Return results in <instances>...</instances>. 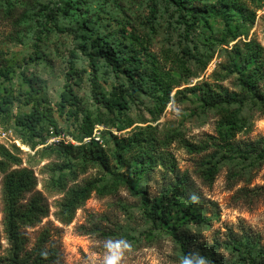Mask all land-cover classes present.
Instances as JSON below:
<instances>
[{
  "label": "rangeland",
  "instance_id": "obj_1",
  "mask_svg": "<svg viewBox=\"0 0 264 264\" xmlns=\"http://www.w3.org/2000/svg\"><path fill=\"white\" fill-rule=\"evenodd\" d=\"M241 2L255 11V20L243 26L240 39L254 40L264 48V0ZM203 4L216 15L208 19L212 28L196 25L186 41L185 26L179 24L175 7L165 0H0V69L10 72L9 81L0 78V98H13L9 125L0 124L6 133L0 137V144L12 151L13 145L19 147L22 165L14 168L34 173L36 187L26 194L23 205L33 195L41 194L48 207L47 215L39 222L20 230L28 251L45 233L59 249V264H103V243L107 239H125L131 245L122 264H179L180 256L186 254L184 249L188 253L199 251L211 264H264V160H258L260 150L256 146L255 154L248 159L237 158L236 152H230V147L222 146L217 139V111L205 109L198 92H185L205 83L231 94L241 90L238 74L229 70L234 42L219 44L225 29L222 17L217 15L220 6L217 0H205ZM49 19L51 24H47ZM87 21L94 23L95 33L83 28ZM236 22L233 19V24ZM132 32L149 40V48L141 56L147 71L156 58L178 85L161 114L152 98L155 92L148 85L140 100L129 98L130 108L121 120L129 119L134 126L154 127L162 139L174 133L182 136L160 152V157L155 155L158 165L150 171L136 170L138 166L130 156L122 162L111 160V173L145 190L148 203L127 188L110 196L93 194L77 211L73 223L63 225L55 218L63 195L44 189L49 179L46 166L58 161L55 156L42 158V153L51 147L73 145V159L77 161L82 155L78 147L90 144L86 140L79 143L76 138L83 116L93 112L115 119L95 100L92 82L96 80L99 90L108 95L118 86L131 93L128 80L103 59L94 72L89 53L99 50L93 46L98 37H107L112 45L127 51L123 37ZM208 38L216 43L215 47L208 45ZM185 45L192 53H212L213 58L204 67L205 57L197 61L183 55ZM72 67L71 85L80 99L77 117L67 116L68 106H59ZM38 103L47 115L42 123L45 140L37 138L22 145L14 132V116L31 112ZM242 112L251 126L232 144L235 150H250L251 143L264 139V114L248 104L243 105ZM96 130L99 145L112 155L123 147L131 129L118 132L116 128L100 126ZM205 143L208 150L201 154H193L187 147ZM223 155H235L236 159H224ZM169 160L175 164L176 173L169 170ZM215 162L219 163V173L210 182L204 179L203 172ZM111 173L89 169L77 183L98 174L109 183L114 178ZM3 178L0 174L1 256L9 248L4 231ZM193 193L199 196L198 204L189 199ZM155 200L162 203L157 212L166 211L169 222L154 223L149 218Z\"/></svg>",
  "mask_w": 264,
  "mask_h": 264
},
{
  "label": "trees",
  "instance_id": "obj_2",
  "mask_svg": "<svg viewBox=\"0 0 264 264\" xmlns=\"http://www.w3.org/2000/svg\"><path fill=\"white\" fill-rule=\"evenodd\" d=\"M175 7L178 13V22L184 27L185 40H190V32L194 26L202 25L204 28H212L208 19L214 18L212 9L203 4L205 0H165ZM253 3L256 0H249ZM219 11L217 15L222 17L225 29L222 33L219 44L228 45L234 42L231 53L232 58L229 70L238 74V80L241 87L240 92L231 94L223 91L222 88L213 87L210 84H202L199 86L186 89L185 92H198L205 109L216 110L219 115V124L217 136L222 146H229V151L237 153V158H249V155L255 154L254 148L257 146L258 160H264V139H260L256 143L250 144V150H235L233 148V140L236 136L251 126L250 119L243 115L242 107L248 104L257 112L264 114V48L254 40H242V28L248 22L253 24L255 20V11H251L241 0H217ZM80 10L81 7L79 6ZM234 17H231L233 16ZM233 19L236 23L233 24ZM52 19L47 24H51ZM241 22V23H240ZM83 28L96 32L94 23L87 21ZM125 48L114 46L107 37H98V41H93L94 47L99 50L89 53L90 64L94 72L98 71V62L103 59L110 68L116 72L123 74L128 80V90L118 86L109 93L104 94L99 90L96 80L92 82L94 98L109 114L114 115V120L102 116L100 113L88 112L82 118L79 127L78 142L81 143L87 138H91L90 144L80 145L78 151L82 152L79 160L73 159V145H60L45 149L42 158H51L55 156L58 163L46 166L49 179L44 184V189L48 193H58L63 195L62 200L57 205L55 218L61 224L69 226L73 223L76 213L93 194L100 196H110L116 194L121 188H127L128 191L136 197H140L144 203H148V197L145 190L136 185L135 182L122 181L111 173V160L119 162L124 161L127 156L134 162L136 170L147 172L154 169L158 164L157 155L169 147V145L181 138L180 133H174L162 139L158 137L157 130L151 126H134L129 119L121 120V116L130 106V97L135 100L141 99V93H147L148 87L155 92L152 98L155 106L161 114L171 99L173 88L178 85L174 77L165 72L163 65L156 59L151 60L150 72L145 67V61L142 54L149 48V40L132 32L130 36H124ZM100 41V42H99ZM208 45L215 47L213 41L208 38ZM101 46V47H100ZM197 48V47H194ZM183 55L197 61H202L206 67L211 59V54L192 53L187 45L182 49ZM73 67L69 70L64 91L61 93L59 106L65 109L70 108L67 116H78L80 99L76 95L71 80H73ZM0 78L10 80V72L0 69ZM149 85V86H148ZM34 93L35 90H32ZM181 91H178V94ZM13 98L6 96L0 98V124L8 126L11 120V110L9 105L12 104ZM239 107H234V106ZM117 114V115H116ZM47 118L45 110L41 107V103L34 106L29 113H21L14 116V132L21 140L22 145H28L35 139L40 138L43 142L45 139L42 133L43 120ZM51 124L52 121H50ZM118 122H120L118 124ZM95 126H104L116 128L118 132L130 130L128 139L123 141V147L116 149L115 153L108 155L99 145L101 140H96ZM9 129V127H8ZM103 134V133H102ZM111 137L112 133L109 132ZM104 135V134H103ZM100 138V137H99ZM104 144H108L105 142ZM188 149L193 154H201L208 150V143L203 145L187 144ZM34 149V145H32ZM20 148L13 145V151L0 144V174L4 175L2 185V202L5 214V234L9 248L5 256H1L0 243V264H59V249L50 242L44 233L40 236L35 247L28 251L26 249V241L23 239L20 230L23 227L33 226L45 217L48 213V207L44 202L41 194L31 197L27 205H23L25 196L31 193L36 187V179L34 173L28 169H17L22 165V159L19 155ZM224 159H236L235 155H223ZM169 170L176 173V166L171 160L167 161ZM89 169H98L101 172H110L114 175L113 180L109 183L105 182V178L100 174L78 184L77 181L81 175L88 172ZM219 173V163H212L204 172L205 180L213 182ZM162 205L161 201L155 200L152 213L149 218L152 222L157 220L169 222L166 211L157 210ZM1 238V236H0ZM187 254L188 251L184 249Z\"/></svg>",
  "mask_w": 264,
  "mask_h": 264
},
{
  "label": "clouds",
  "instance_id": "obj_3",
  "mask_svg": "<svg viewBox=\"0 0 264 264\" xmlns=\"http://www.w3.org/2000/svg\"><path fill=\"white\" fill-rule=\"evenodd\" d=\"M189 199L193 204L199 203V196L195 193L191 194ZM103 247L105 250L103 264H122L125 254L131 250V245L125 239H107ZM93 264H95L94 261ZM179 264H211V261L199 251H193L181 255Z\"/></svg>",
  "mask_w": 264,
  "mask_h": 264
},
{
  "label": "built area",
  "instance_id": "obj_4",
  "mask_svg": "<svg viewBox=\"0 0 264 264\" xmlns=\"http://www.w3.org/2000/svg\"><path fill=\"white\" fill-rule=\"evenodd\" d=\"M98 128L100 129V126H98ZM5 134H6V133L0 129V137H1V136H4V137H5ZM95 134H97V130L95 131ZM95 139H96V140H100L99 137H96ZM85 140H86V141H90L91 138H87V139H85Z\"/></svg>",
  "mask_w": 264,
  "mask_h": 264
}]
</instances>
